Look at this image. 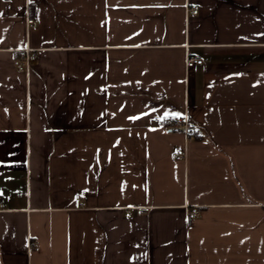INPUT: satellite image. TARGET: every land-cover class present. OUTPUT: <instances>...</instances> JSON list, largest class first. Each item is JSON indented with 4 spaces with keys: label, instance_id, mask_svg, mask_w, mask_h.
Segmentation results:
<instances>
[{
    "label": "crops",
    "instance_id": "obj_1",
    "mask_svg": "<svg viewBox=\"0 0 264 264\" xmlns=\"http://www.w3.org/2000/svg\"><path fill=\"white\" fill-rule=\"evenodd\" d=\"M0 199V264H264V0H0Z\"/></svg>",
    "mask_w": 264,
    "mask_h": 264
},
{
    "label": "built area",
    "instance_id": "obj_2",
    "mask_svg": "<svg viewBox=\"0 0 264 264\" xmlns=\"http://www.w3.org/2000/svg\"><path fill=\"white\" fill-rule=\"evenodd\" d=\"M189 9L191 10V12L193 14H197L199 12V8H198L197 4H191ZM28 22L33 23L34 19L29 18ZM19 55L25 61L26 69H28L30 64L33 63L37 59L36 50L32 49L30 47H25L23 49H20ZM201 64H203V59L201 57L190 55V54L187 56V60H186L187 70L194 69L198 65H201ZM165 125L167 128H170L172 130L183 133L186 136L187 141L191 138V135L193 133L192 126L190 123V119H189L187 114H185L183 116L168 118L165 122ZM186 153H187V148H185L182 151H176L174 153V156L177 159H183L186 157ZM85 195H86V191L84 190V191L77 193L75 195V197L77 199H83L85 197ZM2 206H3V202L0 199V207H2ZM197 213H198L197 208H193L191 210V214L193 216L196 215Z\"/></svg>",
    "mask_w": 264,
    "mask_h": 264
}]
</instances>
